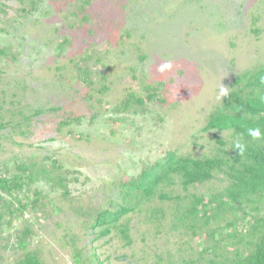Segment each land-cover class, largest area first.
I'll return each mask as SVG.
<instances>
[{
	"label": "rangeland",
	"instance_id": "1",
	"mask_svg": "<svg viewBox=\"0 0 264 264\" xmlns=\"http://www.w3.org/2000/svg\"><path fill=\"white\" fill-rule=\"evenodd\" d=\"M262 64L264 0H0V173L12 177L22 163L49 177L12 198L1 193L0 264L28 252L41 264L195 257L204 231L175 218L224 178L183 191L173 177L141 202L123 191L168 152L213 157L214 137L230 149L229 132L204 127L233 80ZM15 199L27 208L16 213L7 204L18 207ZM120 207L131 212L104 235L95 218ZM211 228L231 231L224 222Z\"/></svg>",
	"mask_w": 264,
	"mask_h": 264
},
{
	"label": "trees",
	"instance_id": "2",
	"mask_svg": "<svg viewBox=\"0 0 264 264\" xmlns=\"http://www.w3.org/2000/svg\"><path fill=\"white\" fill-rule=\"evenodd\" d=\"M231 87L204 127L206 131L229 132L230 149L214 137L219 148L213 157L191 159L168 152L163 161L145 169L135 181L127 183L123 191L124 200L132 202L133 198L141 202L156 196L161 185L171 186L173 177L178 179L183 191L211 181L215 174L226 180V186L207 200L192 196L175 218V222L192 230L193 234L197 230L204 231L201 251L193 258H180L178 262L171 261L169 256L165 264H264V64L236 77ZM152 98L153 95L147 96L149 101ZM136 102L142 103L139 99ZM17 169L19 173L9 178L0 173V201L3 200L1 193L12 198L13 191L22 190L39 176L49 179L43 168L32 170L30 165L21 163ZM61 188L66 193L64 185ZM34 195L30 205L37 209L39 197L37 193ZM158 197L169 200L161 194ZM15 201L18 207H14L12 201L7 204L16 213L27 208V203ZM129 212L131 209L126 207L112 213L102 211L95 218L94 226L104 227L102 232L107 235L110 227H115ZM239 217L242 223L237 230L233 228V220ZM220 222L231 228L224 236L211 228V225L220 227ZM118 232L129 244L128 225L121 224ZM22 234L23 240L28 237L26 231ZM19 245L24 247L22 240ZM78 259L76 254V263ZM17 264L41 263L35 252H28Z\"/></svg>",
	"mask_w": 264,
	"mask_h": 264
}]
</instances>
